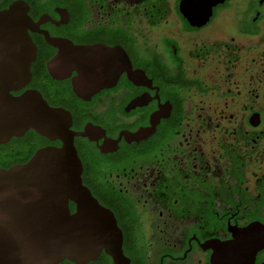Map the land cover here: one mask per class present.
I'll return each mask as SVG.
<instances>
[{
    "label": "flooded vegetation",
    "instance_id": "1",
    "mask_svg": "<svg viewBox=\"0 0 264 264\" xmlns=\"http://www.w3.org/2000/svg\"><path fill=\"white\" fill-rule=\"evenodd\" d=\"M17 4L36 59L12 94L71 113L83 184L115 216L130 264H214L237 240L263 245L252 264H264V0H0V13ZM67 45L90 53L73 71L53 65L55 79ZM88 69L98 80L86 84L115 82L85 100L73 83ZM49 147L62 143L13 137L0 169Z\"/></svg>",
    "mask_w": 264,
    "mask_h": 264
},
{
    "label": "water",
    "instance_id": "2",
    "mask_svg": "<svg viewBox=\"0 0 264 264\" xmlns=\"http://www.w3.org/2000/svg\"><path fill=\"white\" fill-rule=\"evenodd\" d=\"M29 23L21 5L0 13V144L34 130L50 141L59 140L62 147L40 150L27 164L0 169V264H89L103 252L113 264H130L115 216L83 184L71 113L51 107L35 90L12 94L32 79L36 49L28 36ZM63 49L65 56L60 52L49 64L55 79L59 77L53 74V65L65 57L73 71L74 58L90 53L74 45ZM82 74L86 79L79 84L74 80L73 90L85 100L115 82L114 77H103L105 84H86L98 78L89 69ZM261 248L239 240L221 245L214 264H252Z\"/></svg>",
    "mask_w": 264,
    "mask_h": 264
},
{
    "label": "trees",
    "instance_id": "3",
    "mask_svg": "<svg viewBox=\"0 0 264 264\" xmlns=\"http://www.w3.org/2000/svg\"><path fill=\"white\" fill-rule=\"evenodd\" d=\"M74 205L73 204H71V207H73Z\"/></svg>",
    "mask_w": 264,
    "mask_h": 264
}]
</instances>
